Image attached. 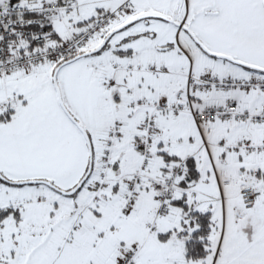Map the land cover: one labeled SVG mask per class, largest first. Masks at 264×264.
Returning <instances> with one entry per match:
<instances>
[{
  "label": "snow or ice",
  "instance_id": "snow-or-ice-1",
  "mask_svg": "<svg viewBox=\"0 0 264 264\" xmlns=\"http://www.w3.org/2000/svg\"><path fill=\"white\" fill-rule=\"evenodd\" d=\"M0 264H264V0H0Z\"/></svg>",
  "mask_w": 264,
  "mask_h": 264
}]
</instances>
